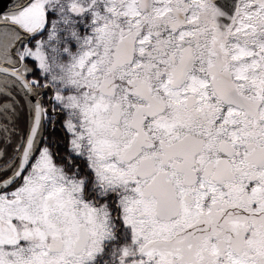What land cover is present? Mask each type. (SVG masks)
I'll return each instance as SVG.
<instances>
[{
  "label": "snow or ice",
  "instance_id": "6c2138e0",
  "mask_svg": "<svg viewBox=\"0 0 264 264\" xmlns=\"http://www.w3.org/2000/svg\"><path fill=\"white\" fill-rule=\"evenodd\" d=\"M0 264H264V0H0Z\"/></svg>",
  "mask_w": 264,
  "mask_h": 264
}]
</instances>
